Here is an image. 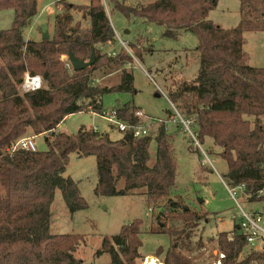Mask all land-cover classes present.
Segmentation results:
<instances>
[{
    "label": "trees",
    "instance_id": "1",
    "mask_svg": "<svg viewBox=\"0 0 264 264\" xmlns=\"http://www.w3.org/2000/svg\"><path fill=\"white\" fill-rule=\"evenodd\" d=\"M219 1L157 0L131 8L111 0V5L128 19L164 27L166 39L174 40L180 32L196 36L195 51L201 62L198 75L193 82L169 91L167 98L184 122L192 124L199 145L210 139L220 148L219 156L227 165V186H242L246 195H254L264 188V68L247 64L243 35L264 32V0H238L241 20L229 30L208 20ZM55 3L65 10L62 16H55V34L34 42L25 40L23 33L37 15V0H0V11L13 12L10 28L0 31V264H80L73 254L84 237L52 235L49 230L56 190H60L69 214L87 208L77 183L63 176L72 154L95 158L96 196H125L144 190L149 210L163 205L159 220H180L188 229L205 220L203 214L190 211L170 196L176 168L173 147L163 126L155 138L156 162L152 168L146 166L149 137L123 133L119 140L112 141L107 134L84 127L75 135L55 134L68 116L82 112L101 115L105 94L134 93L133 76L124 68L129 57L101 53V48L116 42L105 3ZM73 9L86 21L85 31L79 21L74 23L70 14ZM68 52L83 61H88L93 52L94 64L78 72L68 70L67 61L61 59ZM117 67H123L117 86H95L93 73L106 74ZM25 74L40 76L42 88L20 94L18 87ZM114 111L117 120L139 122L135 117L139 109L133 104ZM42 134L52 138L51 142L46 140V151L12 152L18 140ZM120 180L124 189L117 191ZM261 200L264 198L249 199ZM141 229L139 220L123 226L117 235L103 238L96 255L107 254L110 264H136L137 260L141 264ZM159 233L171 238L183 235L184 230L162 222ZM215 244L224 255L223 264H264V252L247 251L237 223L230 231L219 233ZM244 251L248 253L245 257ZM154 256L164 264H198L183 256L176 246L165 251L159 248Z\"/></svg>",
    "mask_w": 264,
    "mask_h": 264
},
{
    "label": "rangeland",
    "instance_id": "2",
    "mask_svg": "<svg viewBox=\"0 0 264 264\" xmlns=\"http://www.w3.org/2000/svg\"><path fill=\"white\" fill-rule=\"evenodd\" d=\"M101 1L105 3L108 19L117 37L114 44L101 48V53L109 57L117 55L129 57V63L124 68L133 76L134 88L132 94H105L101 98V115L127 103L133 104L141 111L143 115L141 123L150 138L149 157L146 163L149 168L156 162L155 138L159 127H164L166 138L173 147L176 168L175 187L170 196L190 211L203 214L205 220H202L195 229L186 228L180 220L171 221L163 218L159 220L157 216L163 205L149 210L143 198L144 190H135L125 196H96L95 158L72 154L63 176L77 183L80 196L86 202L87 208L69 214L60 190H56L50 207V233L84 237V242L73 254L80 264H110L107 254L96 255L103 238H111L117 235L123 226L139 220L142 222L139 238L142 242L139 249L141 257H155L159 248L165 251L176 246L183 256L194 260L195 263L209 264L214 258V253H218L215 237L219 233L230 231L237 223L238 205L247 212L258 211L264 216V200L246 201L243 195L238 193L233 199L225 182L227 165L219 156L220 148L215 147L210 139L199 145L192 124L188 125V131L192 133L194 139L179 118L169 120V112L176 114L177 111L172 108L167 98L168 92L184 82H193L200 70L201 62L195 51L196 36L190 32H180L174 40L166 39L163 37L164 27L144 23L133 17L128 19L113 8L111 0ZM116 1L127 7L136 8L157 0ZM55 2L56 0H37V15L23 33L25 40L41 41L44 33H47L48 39L53 37L55 16L58 14L62 16L63 11L65 12L63 5H57ZM70 14L74 23L79 21L81 29L85 31L88 25L86 21L81 20V14L75 9ZM12 20V10L0 11V31L9 29ZM208 20L224 30L235 28L241 20L238 0H220L216 8L209 13ZM118 39L126 44L125 49L118 44ZM243 39V52L247 56V64L253 68H264V32L245 33ZM61 59L67 61L66 56ZM122 68H114L106 74L96 71L93 73L95 86L99 88L117 86L120 83ZM19 93L21 94L20 91ZM101 115L82 112L68 116L57 127V133L75 135L84 127L107 134L112 141L119 140L122 134L114 127L112 129ZM181 119L183 120L182 117ZM261 119L264 123V117ZM46 140L51 142L52 138L48 134L33 137L36 151L44 152L48 149ZM116 189L117 191L124 189L123 180L118 181ZM162 222L175 230H184V234L171 238L160 234ZM247 251H244L243 257L248 254ZM140 261L137 260L136 264H140Z\"/></svg>",
    "mask_w": 264,
    "mask_h": 264
},
{
    "label": "built area",
    "instance_id": "3",
    "mask_svg": "<svg viewBox=\"0 0 264 264\" xmlns=\"http://www.w3.org/2000/svg\"><path fill=\"white\" fill-rule=\"evenodd\" d=\"M116 35V34H115ZM117 39V37H116ZM118 44L122 48H126V44L118 39ZM66 69L71 70V66L67 60ZM42 88V79L40 76H31L29 74H25L21 84L18 89L21 93H28L39 90ZM172 105V104H171ZM173 108V105H172ZM176 112V111H175ZM141 111L135 113V117L139 119L137 124H130L127 122H122L117 120L115 117V111L112 110L109 113H103L101 117L111 126L114 127L119 133H130L135 138H145L148 137V133L143 127V123H141ZM174 117L179 118L181 123L185 126L187 132L188 125L181 119V116L176 112L173 113L172 116L169 117V120L174 119ZM190 133V132H189ZM191 138L194 139L192 133ZM195 136V135H194ZM196 138V137H195ZM24 150L27 152H36L35 146L33 144V137L22 138L16 142L14 145L12 152L15 150ZM229 195L235 199L238 194L243 195L246 201H249L252 197L255 198H264V188L260 191H257L254 195L248 194L246 195L244 192V187L240 186L234 189L227 188ZM239 216L237 218L238 230L241 235L245 237L248 248L256 253L264 252V216L261 212H252L245 211L239 205ZM235 218V217H234ZM233 218V219H234ZM235 218V219H236ZM224 255L221 253H214V258L209 264H223ZM141 264H164L157 257H144ZM255 264V263H252Z\"/></svg>",
    "mask_w": 264,
    "mask_h": 264
},
{
    "label": "water",
    "instance_id": "4",
    "mask_svg": "<svg viewBox=\"0 0 264 264\" xmlns=\"http://www.w3.org/2000/svg\"><path fill=\"white\" fill-rule=\"evenodd\" d=\"M42 39L43 40L48 39L47 33L43 34ZM67 60L72 68V71L78 72L91 67L94 64L95 58H94V53L92 52L88 62H85L83 60H78L76 57H74V55L71 52H68Z\"/></svg>",
    "mask_w": 264,
    "mask_h": 264
},
{
    "label": "crops",
    "instance_id": "5",
    "mask_svg": "<svg viewBox=\"0 0 264 264\" xmlns=\"http://www.w3.org/2000/svg\"><path fill=\"white\" fill-rule=\"evenodd\" d=\"M140 111V110H139ZM112 129H114L113 127H112ZM55 133H57V129L55 130Z\"/></svg>",
    "mask_w": 264,
    "mask_h": 264
}]
</instances>
